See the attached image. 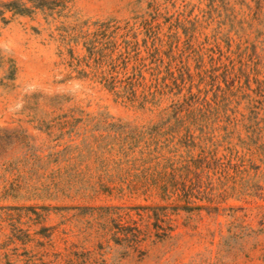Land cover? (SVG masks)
Instances as JSON below:
<instances>
[{
    "label": "rangeland",
    "instance_id": "obj_1",
    "mask_svg": "<svg viewBox=\"0 0 264 264\" xmlns=\"http://www.w3.org/2000/svg\"><path fill=\"white\" fill-rule=\"evenodd\" d=\"M182 25L248 87L153 95ZM0 264H264V0H0Z\"/></svg>",
    "mask_w": 264,
    "mask_h": 264
},
{
    "label": "trees",
    "instance_id": "obj_2",
    "mask_svg": "<svg viewBox=\"0 0 264 264\" xmlns=\"http://www.w3.org/2000/svg\"><path fill=\"white\" fill-rule=\"evenodd\" d=\"M180 29L183 38L176 28L168 37L169 43L168 40L163 42V39L156 36L158 32L154 34L158 44L154 45L151 51L153 66L150 69L159 81H156L157 88L153 95L158 94L160 98L165 96L170 103L178 107H193L195 104L199 105L200 94L208 91V87L218 91L230 85L248 87L247 62L242 59L241 54L237 55L231 49L221 48L216 39L207 45L194 43L195 27L190 29L182 25ZM166 43L168 50L162 49ZM205 56L209 60L207 66L203 63ZM191 61L197 64V74L200 78L198 83L194 82ZM172 88L175 92H172ZM203 102H209L207 97L203 98Z\"/></svg>",
    "mask_w": 264,
    "mask_h": 264
}]
</instances>
